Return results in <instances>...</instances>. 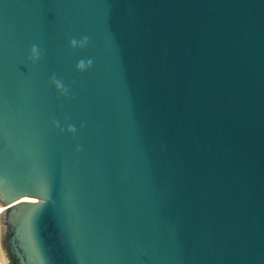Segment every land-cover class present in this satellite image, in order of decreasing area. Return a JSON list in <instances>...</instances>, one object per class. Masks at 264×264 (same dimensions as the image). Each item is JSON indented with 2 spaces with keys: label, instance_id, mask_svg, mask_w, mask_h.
Segmentation results:
<instances>
[{
  "label": "water",
  "instance_id": "water-1",
  "mask_svg": "<svg viewBox=\"0 0 264 264\" xmlns=\"http://www.w3.org/2000/svg\"><path fill=\"white\" fill-rule=\"evenodd\" d=\"M6 264H264V0H0Z\"/></svg>",
  "mask_w": 264,
  "mask_h": 264
},
{
  "label": "bare ground",
  "instance_id": "bare-ground-1",
  "mask_svg": "<svg viewBox=\"0 0 264 264\" xmlns=\"http://www.w3.org/2000/svg\"><path fill=\"white\" fill-rule=\"evenodd\" d=\"M0 263L1 264H6V261H5L4 257H3V254L1 252V249H0Z\"/></svg>",
  "mask_w": 264,
  "mask_h": 264
},
{
  "label": "built area",
  "instance_id": "built-area-1",
  "mask_svg": "<svg viewBox=\"0 0 264 264\" xmlns=\"http://www.w3.org/2000/svg\"><path fill=\"white\" fill-rule=\"evenodd\" d=\"M3 209V206H0V210H2ZM1 264V263H0Z\"/></svg>",
  "mask_w": 264,
  "mask_h": 264
}]
</instances>
